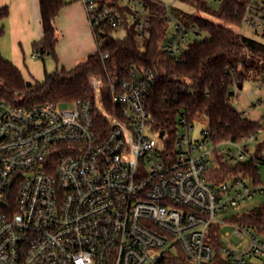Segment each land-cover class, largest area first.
<instances>
[{
  "label": "built area",
  "instance_id": "2783aa9c",
  "mask_svg": "<svg viewBox=\"0 0 264 264\" xmlns=\"http://www.w3.org/2000/svg\"><path fill=\"white\" fill-rule=\"evenodd\" d=\"M81 1L94 31L124 22L115 7ZM130 2L131 21L144 36L149 7ZM167 17L164 48L180 60L187 43L206 32L169 10ZM243 20L239 29L264 33V0H248ZM109 56L101 55L99 74L89 77L93 97L69 108L0 98V264H210L217 253L213 226L264 194L262 130L237 141L208 125L194 139V122L183 113L161 137L147 109L154 71L128 63L111 76ZM221 155L233 164L253 161L258 173H230L218 182ZM237 225L248 244L221 245L224 258L231 264L264 258V235Z\"/></svg>",
  "mask_w": 264,
  "mask_h": 264
},
{
  "label": "trees",
  "instance_id": "16d2710c",
  "mask_svg": "<svg viewBox=\"0 0 264 264\" xmlns=\"http://www.w3.org/2000/svg\"><path fill=\"white\" fill-rule=\"evenodd\" d=\"M38 1L43 36L34 42V52L39 58L52 56L57 69L46 71L43 80L28 82L20 68L4 58L0 49V98L26 106L44 102L62 105L92 98L94 90L89 77L99 74L101 55L108 52L107 68L111 76L119 74L122 65L128 63L154 71L156 78L146 99L155 129L172 132L179 117L186 113L192 122H207L221 138L239 141L264 130V120L247 118L233 103L240 83L244 85L246 80H251L264 86L263 40L247 36L232 26L215 22L176 4L167 8L164 0H143L149 7L150 26L147 34L140 36L136 23L131 21L133 12L130 0L126 4L122 0H98L101 6L117 8L124 22L119 27L105 24L93 30L97 51L71 69L59 68L56 18L68 1ZM178 1L238 28L244 25L243 14L248 0H224L218 5L208 0ZM168 10L179 21L187 25L196 24L206 32L205 38L187 43L180 60L164 48V41L171 31ZM8 15L9 7H0V39L5 34L3 21ZM121 27L126 28L127 36L122 39L114 37V31ZM260 35L264 38V33ZM107 107L110 109L111 105L107 103ZM260 149H264V140ZM258 169L253 161L233 164L221 155L216 160L213 179L222 182L230 173L241 172L253 176ZM231 221L248 224L264 235V204L248 213L233 216ZM220 228L218 224L212 228V244L217 253L210 264H231L220 251ZM246 264H264V258Z\"/></svg>",
  "mask_w": 264,
  "mask_h": 264
},
{
  "label": "crops",
  "instance_id": "0c3cea01",
  "mask_svg": "<svg viewBox=\"0 0 264 264\" xmlns=\"http://www.w3.org/2000/svg\"><path fill=\"white\" fill-rule=\"evenodd\" d=\"M67 1L56 18L57 54L59 68L71 69L87 60L98 46L84 3L81 0ZM3 6L9 7V15L3 21L5 34L0 39L4 58L20 68L26 81L30 80L29 76L43 80V71L38 67L39 57L33 48L34 42L43 36L39 1L0 0V7Z\"/></svg>",
  "mask_w": 264,
  "mask_h": 264
},
{
  "label": "rangeland",
  "instance_id": "374dc122",
  "mask_svg": "<svg viewBox=\"0 0 264 264\" xmlns=\"http://www.w3.org/2000/svg\"><path fill=\"white\" fill-rule=\"evenodd\" d=\"M167 3L173 2V0H164ZM175 4L188 10L191 12L199 13L200 15H205V17H208L209 19H212L215 22L232 26L234 29L238 30L239 32H242L243 34L258 38L260 40L264 41V38L260 34L254 33V31L244 26L242 29H239L233 24H230L228 22H225L224 20H221L217 17L207 15L203 12H201L199 9H195L193 6L186 5L178 0L175 1ZM114 37L116 38H125L127 36V31L125 27H121L114 31L113 33ZM40 62L38 64V67H40L43 71V79L45 78V68L48 72H52L57 69V64L55 60L50 55H45L44 58H37ZM38 78V77H37ZM30 80L28 81H35L39 80L34 78L33 76H29ZM234 105L237 107L239 111L244 113V115L251 119V120H264V86L259 85L251 80H246L244 82V85L242 89L236 91V95L233 99ZM74 104L72 103H66L59 105L61 108H69ZM208 123L205 121H194L193 128L191 129V136L196 139L200 137L201 131L205 128H207ZM155 136H158L157 133H155ZM261 138L264 137V130L259 134ZM261 174L263 176L264 180V167H261ZM264 204V194L263 195H256L253 198H250L246 200L245 202H242L239 206L233 208L231 211L226 213L224 216H222V219L225 220V222L221 225L220 228V235H221V245L222 246H229V247H239V246H246L248 244V237H245L244 239H241L240 236L237 233L238 222L231 221V218L235 215H242L245 213H248L255 207H258L260 205ZM260 259H253L251 262H259Z\"/></svg>",
  "mask_w": 264,
  "mask_h": 264
},
{
  "label": "water",
  "instance_id": "95a60500",
  "mask_svg": "<svg viewBox=\"0 0 264 264\" xmlns=\"http://www.w3.org/2000/svg\"><path fill=\"white\" fill-rule=\"evenodd\" d=\"M239 87H240V89H242V87H243V84H242V83H240V84H239ZM164 134H165V131H164V130H161V131H160V136H161V137H163V136H164Z\"/></svg>",
  "mask_w": 264,
  "mask_h": 264
}]
</instances>
